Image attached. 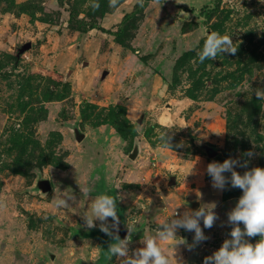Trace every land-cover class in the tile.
Returning a JSON list of instances; mask_svg holds the SVG:
<instances>
[{"label": "rangeland", "instance_id": "rangeland-1", "mask_svg": "<svg viewBox=\"0 0 264 264\" xmlns=\"http://www.w3.org/2000/svg\"><path fill=\"white\" fill-rule=\"evenodd\" d=\"M213 32L237 52L200 63ZM255 89L261 0H0V264H121L100 222L82 219L104 194L132 227L130 255L175 213L214 204L218 219L200 221L207 239L191 250L194 231L158 241L172 264H203L231 238L227 214L243 194L213 188L207 165L264 168ZM70 193L69 207L55 206Z\"/></svg>", "mask_w": 264, "mask_h": 264}, {"label": "clouds", "instance_id": "clouds-1", "mask_svg": "<svg viewBox=\"0 0 264 264\" xmlns=\"http://www.w3.org/2000/svg\"><path fill=\"white\" fill-rule=\"evenodd\" d=\"M142 4L143 0H138ZM264 3V0H261ZM118 0H109L110 7H116ZM93 8H98L99 4L94 3ZM237 47H234L231 36H221L213 32L206 35L204 46L198 52L199 62L203 63L206 59L214 60L218 55H235ZM258 100L264 101V89H255ZM170 136L166 137L167 146H170ZM248 157L254 155L249 151L245 154ZM244 167L247 169V161L228 158L222 163L213 161L207 165V174L212 178V187L223 191L227 184L231 187L242 190V196L238 199L235 207L228 212V224L231 225L229 233L230 239H225L221 247L212 255L204 258L203 264H264V168L252 167L246 170L243 175L235 169ZM225 173H230V177ZM73 193L54 196L56 207H69L68 201L75 200ZM201 205L195 211H186L183 215L175 213L171 219L160 224L155 235H145L140 243L142 248L135 249L129 254V245L132 227L127 225L128 236L121 239L119 232V217L117 214V201L114 197L106 194L99 195L91 200L90 214L82 216L88 228L96 226L99 221V228L102 232L112 238L108 250L112 256L121 261V264H172L173 255L166 253L165 248L158 241H166L176 238L178 229L194 231L193 245L207 239L201 226L203 221L204 228H212L218 219L214 212L215 205ZM0 206H3L0 204ZM111 218V223H109ZM243 224L244 228L240 227ZM115 230V231H113ZM259 236L260 239L255 243H250L245 237ZM186 243L183 239L177 241L178 244Z\"/></svg>", "mask_w": 264, "mask_h": 264}, {"label": "water", "instance_id": "water-1", "mask_svg": "<svg viewBox=\"0 0 264 264\" xmlns=\"http://www.w3.org/2000/svg\"><path fill=\"white\" fill-rule=\"evenodd\" d=\"M75 134H76L75 138H76L77 141H80L83 138L82 134H79L78 132H76ZM38 186H39V188H40V190L42 192H47V191L50 190V183L47 180H41L38 183ZM113 231H115V230H113ZM118 235L122 239H124L125 237L128 236V231L126 229L122 228L120 219H119V232H118Z\"/></svg>", "mask_w": 264, "mask_h": 264}, {"label": "trees", "instance_id": "trees-1", "mask_svg": "<svg viewBox=\"0 0 264 264\" xmlns=\"http://www.w3.org/2000/svg\"><path fill=\"white\" fill-rule=\"evenodd\" d=\"M256 237V236H255ZM253 237L250 238V240L252 239ZM100 257V256H99Z\"/></svg>", "mask_w": 264, "mask_h": 264}]
</instances>
